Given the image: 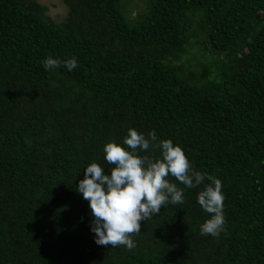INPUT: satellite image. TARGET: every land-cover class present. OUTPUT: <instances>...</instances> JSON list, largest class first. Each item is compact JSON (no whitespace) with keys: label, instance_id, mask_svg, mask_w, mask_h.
<instances>
[{"label":"trees","instance_id":"1","mask_svg":"<svg viewBox=\"0 0 264 264\" xmlns=\"http://www.w3.org/2000/svg\"><path fill=\"white\" fill-rule=\"evenodd\" d=\"M63 2L56 21L39 0H0V264H264V0H147L134 17L123 0ZM199 34L213 57L194 64ZM49 55L78 66L46 71ZM129 127L220 179L218 236L185 188L134 248L94 242L76 178L113 167L103 146Z\"/></svg>","mask_w":264,"mask_h":264},{"label":"clouds","instance_id":"2","mask_svg":"<svg viewBox=\"0 0 264 264\" xmlns=\"http://www.w3.org/2000/svg\"><path fill=\"white\" fill-rule=\"evenodd\" d=\"M42 66L46 71L63 67L71 72L78 66V60L74 55L64 59L49 55ZM150 147L158 149L159 155H141ZM103 154L113 167L106 172L93 159L83 168L82 178H76L75 187L88 202L90 230L97 245L134 248L132 236L141 231V222L157 215L165 204H182L185 188L200 189L197 203L209 214L200 225L201 235L215 237L224 230L222 182L195 170L182 147L170 138L160 139L154 130L145 134L129 127L122 140L104 144ZM169 177L184 188H178Z\"/></svg>","mask_w":264,"mask_h":264},{"label":"rangeland","instance_id":"3","mask_svg":"<svg viewBox=\"0 0 264 264\" xmlns=\"http://www.w3.org/2000/svg\"><path fill=\"white\" fill-rule=\"evenodd\" d=\"M42 4L48 8V14L56 21L61 20L66 12L67 6L63 0H39ZM147 0H123V6L127 14L134 17L137 13L145 8ZM203 37L199 34L196 38L192 39V45L190 46L189 52L184 56L186 60H191L192 63L196 64L199 61H203V57L212 58L208 52L205 54L204 45L199 41H202Z\"/></svg>","mask_w":264,"mask_h":264}]
</instances>
